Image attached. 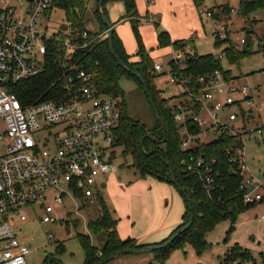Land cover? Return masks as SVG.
Masks as SVG:
<instances>
[{
  "label": "built area",
  "instance_id": "built-area-1",
  "mask_svg": "<svg viewBox=\"0 0 264 264\" xmlns=\"http://www.w3.org/2000/svg\"><path fill=\"white\" fill-rule=\"evenodd\" d=\"M51 7L52 0H0V264H28L31 249L14 231L15 219L20 224L26 221L21 208L39 204L40 222L55 223V205L66 199L92 204L100 191L99 179L116 171L110 150L116 145L122 102L97 94L90 74L61 63L62 76L46 93L47 99L25 104L16 92L40 77L50 55L61 53L70 60L89 44H81L88 31L79 30L73 22L53 28L45 25ZM199 13L212 18L209 10ZM143 21L153 23L151 17ZM221 29L214 33L224 39L229 31L226 25ZM249 30L250 25L241 29L239 42L233 43L235 50L242 49L248 36L255 41ZM221 51L213 56L222 60ZM195 52L191 44L181 49L171 46L167 71L162 64H153L158 77L167 75L163 90L172 97L166 106L180 149L186 153L180 160L181 173L196 178L207 195L218 188L217 158L204 148L226 135L227 142L221 144L232 173L244 177L237 190L243 204L263 203L264 185L246 165L244 142L262 135L264 125L258 119L264 112V83L251 87L219 69L184 75ZM61 79L63 84L56 88Z\"/></svg>",
  "mask_w": 264,
  "mask_h": 264
},
{
  "label": "rangeland",
  "instance_id": "rangeland-1",
  "mask_svg": "<svg viewBox=\"0 0 264 264\" xmlns=\"http://www.w3.org/2000/svg\"><path fill=\"white\" fill-rule=\"evenodd\" d=\"M154 1L151 0V5L154 4ZM166 6L168 8L166 14L174 18L172 23L174 36L181 38L179 40L192 39L194 41L193 47L200 55H218L224 48V45L218 48L214 45L213 36L214 32L222 31V26H227L229 31L227 36L230 37L233 43H237L240 39L242 27L249 24L250 21L244 22L243 17H237V15L231 13L232 10L237 11L239 9V0H203L198 10H195L196 7L189 0H166ZM220 6H227L230 11L227 13V8L225 12L220 14L218 20L214 21L216 26L212 24V18L208 19L201 14L198 16V11H206L209 8H215V10L218 8L217 11L219 12L221 10ZM109 7L113 8L115 22L119 23L118 21L125 14L123 2L121 0H109L104 6L106 12ZM164 8V5L160 4L155 14L165 16ZM90 11L91 4L86 14L85 26L89 29V25H92L93 29H98V24L89 21ZM137 11L139 16L146 17L145 2L142 1V9H137ZM250 17L253 20L251 29L255 33L253 47H256L255 45L264 33V8L258 9ZM182 19L184 22H188V29H184L182 24L178 25L177 20L182 21ZM65 22L63 11L53 8L44 24L53 28L60 27ZM110 22L114 24L113 21ZM139 22L137 30L143 46L148 49L153 47V52H166L168 46L161 48L157 43L155 29L157 21L153 20V23H149L139 20ZM158 22L160 24V21ZM117 23L115 25L116 30L114 29L115 34L117 31L120 33L123 48L128 51L133 47L134 54L137 51L138 44L130 23L127 21L124 25ZM190 29L192 31H189ZM194 30L198 31L192 35ZM165 60L164 58H158L154 63L162 64L163 71L166 72L167 63H165ZM221 66L223 69L230 71L231 77H237L240 80L239 83L242 82L251 87L263 85L264 83V51L243 57L238 60V63L234 64H230L222 58ZM166 77V74L160 75L154 79V84L157 89L162 91L164 99L168 100L172 96L163 90ZM119 85L125 96L127 115L147 128H151L154 125L152 110L137 83L131 78L123 77L119 81ZM167 104H171V101H168ZM258 121L264 125V112L260 114ZM244 148L247 155L246 165L252 175L264 185V130L261 136L252 135L247 138L244 142ZM110 152H114L112 164L116 171L108 177L112 175L109 180L111 179V185L114 189L110 188L103 191L102 199L113 220L117 223L116 230L120 238H132L135 242H138L150 228L165 226L172 221H180L185 205L176 189L168 183L161 182L151 176L142 177L134 166L132 155L125 154L123 145H115ZM125 187L133 189L128 198L127 196H119L121 193L119 190H123ZM166 192L167 195L165 196ZM164 196L168 199H163ZM78 205L72 203L69 199H66L62 205H55L52 216L56 218V222L45 224L40 222L42 211L39 204L20 209L19 213L25 216L26 221L24 224H20L19 220L15 219L14 231L17 238L31 249V254L27 257L28 264H43L45 256L54 253L55 247H57V253L59 254L64 250V253L60 255L61 264L83 263L84 255L77 235H88L92 243L97 245V238L87 230V223L90 219L95 220L98 217V212H96L95 202L84 204L79 211L77 210ZM173 229L170 231L167 228L162 230L157 235V243L167 238ZM49 235L54 237L53 240L47 239ZM205 241L207 247L200 255L196 254L190 243L185 242L173 250L162 264H237L231 260L224 262L230 250L234 247L247 250L251 254L252 261L247 264H264V202L238 215L233 224L230 220H222L217 223L207 233ZM154 263H156V260L153 254L142 253L122 255L108 264Z\"/></svg>",
  "mask_w": 264,
  "mask_h": 264
},
{
  "label": "trees",
  "instance_id": "trees-1",
  "mask_svg": "<svg viewBox=\"0 0 264 264\" xmlns=\"http://www.w3.org/2000/svg\"><path fill=\"white\" fill-rule=\"evenodd\" d=\"M107 1L109 0L102 1L103 8ZM121 1L125 7V14L120 18V21L129 22L135 34L138 44L135 54L138 58L137 61H131V56L125 52L122 42L117 34H115L114 29H112L111 44L113 51L119 61L124 64L125 68H121L114 58L107 38V29L101 19L98 6L100 0H52L51 10L53 8L62 10L66 21L73 22V25L81 31H88L87 39L82 40L81 44L86 42H89V44L75 51L70 60L64 59L61 53L59 55H50L48 57V65H46V69L40 77L30 80L16 92L25 104L39 99H47L49 95L46 93H50V87L62 76L58 65L63 63L67 68L76 65L90 74L91 85L97 94L121 99L120 109L122 116L120 125L115 132L116 145H123L125 147V154L129 153L132 155L134 166L142 177L148 175L170 185H173L172 181H176L183 189L188 202L178 192L184 201V212L181 216L180 224L171 231L167 238L154 244H137L133 239L121 240L119 238L116 230V221L113 220L108 207L102 199V195H97L95 203L98 217L95 220H88L87 223V230L92 236L97 238V245L92 243L90 236L77 235L84 255L82 264H98L126 248L145 250L152 246H164L162 249L152 253L156 260L154 264H162L173 250L185 242L190 243L196 254L200 255L207 247L205 236L217 223L222 220H230L231 224H233L238 215L258 204L247 206L242 202L237 190L242 184L244 177L238 172L232 173L233 166L228 162L221 144L222 141L227 142L228 138L226 135H222L221 139L208 144L204 148V150L217 158L216 167L219 175L214 176L216 177L215 181L219 185L218 188L210 190L207 195L196 178L187 177L181 173L180 160L186 153L180 149L171 110L166 106L167 100L160 97L161 91L154 84V79L158 76L153 72L154 62L145 50L138 34L137 26L140 22L135 0ZM192 2L198 10L203 0H192ZM90 4L91 14L89 21L98 24V31L96 29L92 31L88 30L85 26V18ZM220 8L219 12L217 11L218 8L216 10L215 8L209 9L215 21L218 20L220 14L225 12L228 7L220 6ZM263 8L264 0H239V9L236 11V15L237 17H243L244 22L250 20L247 25L251 26L253 20H251L250 15L258 9ZM229 11L228 8L227 13ZM104 12L107 15L105 8ZM198 15L200 16L199 11ZM111 25L113 27L115 23ZM155 26L159 47L171 45L175 49H181L187 44L193 46L194 41L192 39L170 42L167 32L160 29L158 22ZM245 27L246 25L242 27V30H245ZM247 34H252L255 37L253 29L247 31ZM98 35L100 37L96 39ZM213 36L215 40L214 45L217 48L224 45L221 52L224 59L230 64L238 63L239 59L256 52L264 51V33L256 47H253L254 43L248 36L241 50L233 48V42L229 36H226L224 39H221L217 33H214ZM195 55V58L188 59L189 67L183 71L184 75L202 74L219 69L223 71L226 77H231L230 71L222 68L221 60L216 59L212 54L200 55L195 52ZM123 77L133 79L143 94L140 80L143 81V84L147 88L154 105V109L149 105L154 117V125L151 128H147L139 121L127 115L125 96L119 85V81ZM59 84H63V79L55 87H59ZM146 99L148 101L147 97ZM189 223H191L189 228L183 231ZM57 250V247H55L54 253L46 255L43 264H61L60 255L64 253V250L60 254L57 253ZM227 260H231L237 264H247L252 261V257L247 250L234 247L230 250L224 262H227Z\"/></svg>",
  "mask_w": 264,
  "mask_h": 264
},
{
  "label": "crops",
  "instance_id": "crops-1",
  "mask_svg": "<svg viewBox=\"0 0 264 264\" xmlns=\"http://www.w3.org/2000/svg\"><path fill=\"white\" fill-rule=\"evenodd\" d=\"M142 1L143 2H145V5H146V13H145V16L146 17H151L153 20H156L157 22L158 21H160V24H159V26L161 25V27H160V29L161 30H164V31H166L167 32V34H168V36H169V40H170V42H174V41H178L179 39H181V38H178V37H176V36H174V34H173V30H172V23H173V17H171V16H168L166 13L168 12V8H167V6H166V0H155L154 1V4H152L151 5V0H135V4H136V10L137 9H139V10H141L142 9ZM191 3H192V5H194L193 4V2H192V0H189ZM160 4H163L164 5V14H165V16H162V15H159V14H155V13H157L156 12V10H158V8H159V5ZM172 8V7H171ZM210 9V8H209ZM195 10H197L196 8H195ZM107 17H108V19H109V21H113L114 23H115V25H116V23L117 22H115L116 21V19L114 18V10H113V8L112 7H109V9L107 8ZM137 13H138V11H137ZM138 16H139V14H138ZM144 16V17H145ZM199 16V15H198ZM110 17H112V19H110ZM200 18V17H199ZM143 16H139V20H141V21H143ZM176 19V18H175ZM119 23H117V24H121V25H124L125 23H126V21H118ZM183 21V19H182V21H180V20H177V23H178V25H183L182 27L185 29V28H189L188 27V22H184ZM110 23H112V22H110ZM159 23V22H158ZM94 25H96L95 23H94ZM113 26L112 27V29H115L116 30V26ZM156 29V28H155ZM96 30H98V29H96ZM189 31H192L191 29L189 30ZM198 31V30H197ZM197 31L196 30H194L193 31V33H192V35L193 34H195V33H197ZM117 36L119 37V39H120V41L122 40L121 39V35H120V33L117 31ZM156 36H157V30H156ZM172 37H175V38H173L172 39ZM123 42V41H122ZM124 44V43H123ZM125 47V46H124ZM124 50H126V48L124 49ZM145 50L148 52V54H149V56L151 57V59L153 60V62L156 60V59H158V58H164V59H166L165 60V63H168L169 61H170V59H171V57H170V50H171V45H169L168 46V49H167V51L166 52H161V53H157V52H153V47H150V49H148V48H146L145 47ZM169 50V51H168ZM127 51V50H126ZM125 51V52H126ZM127 54L129 55V56H131V61H137L138 60V58L135 56V54H136V51L134 52V54H133V47L130 49V50H128L127 51ZM160 64V63H159ZM110 178L112 177V175L111 176H109ZM109 177L108 176H105V177H102V178H100L99 179V181H100V184L101 185H99L100 186V191H99V193H98V195L100 194V195H102L103 194V191H105V190H108V189H110V188H113L114 189V187H113V185H111V179L109 180ZM102 185H103V187H102ZM170 185V184H169ZM174 189H175V187L173 186V185H171ZM135 189V188H134ZM151 189V188H150ZM133 189H131V188H129V187H125V188H123V190L122 189H120L119 190V192H121L120 194H119V196H127V198L129 197V195H130V192L132 191ZM177 191V190H176ZM178 192V191H177ZM167 195V192H166V194H165V196ZM180 195V194H179ZM164 196V198L163 199H168L167 197H165ZM126 198V197H125ZM95 202V201H94ZM86 204H89V203H86ZM82 206H83V204L82 205H79V209L80 208H82ZM79 211V210H78ZM184 211V210H183ZM183 213V212H182ZM182 215V214H181ZM180 218H181V216H180ZM180 221H181V219H180ZM180 221L178 220V221H172L171 223H169L168 225H165V226H157V227H155V228H150L148 231H147V233L145 234V236L143 237V238H140V240L138 241V242H136L137 244H143V243H157V241H158V238H157V235L162 231V230H164V229H169V231L171 230V229H173V227H175V225L178 223V224H180ZM66 223V222H65ZM168 231V232H169ZM117 234H118V232H117ZM164 237V236H163ZM120 238V237H119ZM121 240H125V239H122V238H120ZM128 239V238H127ZM130 239H132V238H130ZM126 255H129V254H126ZM122 256V255H121Z\"/></svg>",
  "mask_w": 264,
  "mask_h": 264
},
{
  "label": "water",
  "instance_id": "water-1",
  "mask_svg": "<svg viewBox=\"0 0 264 264\" xmlns=\"http://www.w3.org/2000/svg\"><path fill=\"white\" fill-rule=\"evenodd\" d=\"M102 1H103V0H100L98 6H99V9H100V13H101L102 23H103V25H104V26L106 27V29H107V38H108V41H109L110 50H111V52H112L114 58H115L116 61L118 62L119 66H120L121 68H125V67H124V64H123L121 61H119V59L117 58V56L115 55V53H114V51H113V47H112V44H111L112 25H111V23H110V21H109L107 15H106L105 12H104V8H103V5H102ZM89 29H90L91 31L93 30L92 25H89ZM132 75H134V74L132 73ZM136 77H137V76H136ZM137 79H139V77H137ZM140 82L142 83L143 92H144L145 96L148 98V103H149V105L154 109L153 101L151 100V98H150V96H149V93H148L147 88H146L145 85L143 84V81L140 80ZM156 115H157V114H156ZM157 117H158V116H157ZM158 119H159V118H158ZM172 182H173V185L175 186V188L177 189V191H178L179 193H181L182 196H184V198H185L186 201L188 202V199H187V197H186V195H185L183 189L177 184L176 181H172ZM102 187H103V185H102ZM190 225H191V223H189V224L183 229V231L186 230V229H188ZM181 232H182V231H181ZM181 232H180V233H181ZM163 247H164V246H152V247H148V248L145 249V250H133V249L126 248V249L122 250L121 252H118V253H116V254H114V255H112V256L106 258L105 260L99 262L98 264H108L109 262H111V261L114 260L115 258H118L119 256H121V255H126V254H136V255H138V254H142V253H149V254H152L153 252L158 251V250L162 249Z\"/></svg>",
  "mask_w": 264,
  "mask_h": 264
},
{
  "label": "flooded vegetation",
  "instance_id": "flooded-vegetation-1",
  "mask_svg": "<svg viewBox=\"0 0 264 264\" xmlns=\"http://www.w3.org/2000/svg\"><path fill=\"white\" fill-rule=\"evenodd\" d=\"M160 97L162 98L161 94H160Z\"/></svg>",
  "mask_w": 264,
  "mask_h": 264
},
{
  "label": "bare ground",
  "instance_id": "bare-ground-1",
  "mask_svg": "<svg viewBox=\"0 0 264 264\" xmlns=\"http://www.w3.org/2000/svg\"><path fill=\"white\" fill-rule=\"evenodd\" d=\"M99 185H101V184H99Z\"/></svg>",
  "mask_w": 264,
  "mask_h": 264
}]
</instances>
